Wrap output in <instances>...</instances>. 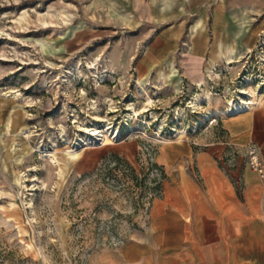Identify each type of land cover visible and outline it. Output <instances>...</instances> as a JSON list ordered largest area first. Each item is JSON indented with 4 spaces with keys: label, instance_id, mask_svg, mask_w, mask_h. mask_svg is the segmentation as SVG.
I'll use <instances>...</instances> for the list:
<instances>
[{
    "label": "rangeland",
    "instance_id": "obj_1",
    "mask_svg": "<svg viewBox=\"0 0 264 264\" xmlns=\"http://www.w3.org/2000/svg\"><path fill=\"white\" fill-rule=\"evenodd\" d=\"M200 1L164 0L160 12L167 15L161 19L159 0H0V95L11 90L33 102L24 107L25 113L17 110L13 129L8 131L7 110L15 100L9 97L5 107L0 99V264H121L120 251L131 240V231L144 225L151 201L167 194L176 180L181 186L190 185L189 181L204 186L203 177L213 168L226 170L237 160L245 166L246 147L242 151L226 144L227 116H214L192 132L200 114L191 113L190 106L197 93L207 95L215 106H224L239 98L238 89L243 86L250 92L252 112L260 111L256 109L264 104V87L258 92L264 73V24L254 45L240 57L185 78L179 87H163L152 82L150 75L143 76L140 80L152 96L147 122L126 117L124 101L136 100L137 109L146 102L137 93L139 57L160 40L159 35L174 37V31L166 34L161 29L182 13L191 17ZM48 4L75 12L71 26L77 29L67 40L62 36L70 33L68 26L38 29L31 22L15 21L22 10L34 18V10ZM189 38L186 31L180 39L178 61L189 58L185 49ZM44 39L50 43L43 48L38 41ZM76 58L97 62L102 72L91 76L83 67L80 75L73 68ZM63 66L74 71L68 109L76 110L85 122L96 111L92 106L98 105L106 117L109 103L105 98L111 96L118 111L111 112L107 121L122 126L117 140L110 139L107 145L97 140L88 146L78 142L80 151L76 152L68 147L69 140L61 139L60 124L65 125L70 140L76 134L71 113L60 111L65 99L62 94L56 97L51 86ZM19 124L30 130V150L17 161ZM183 130L186 134L179 135ZM181 137L177 143L175 139ZM199 141L205 152L213 143L225 144L229 152L190 155L188 148L195 150L194 143ZM38 145L56 148L61 172L58 165L40 159ZM159 155L164 164L158 162ZM33 164L37 170L28 176H39L37 183L27 180L24 186L16 174ZM155 165L162 167L164 179ZM30 198L32 208L25 204Z\"/></svg>",
    "mask_w": 264,
    "mask_h": 264
},
{
    "label": "crops",
    "instance_id": "obj_2",
    "mask_svg": "<svg viewBox=\"0 0 264 264\" xmlns=\"http://www.w3.org/2000/svg\"><path fill=\"white\" fill-rule=\"evenodd\" d=\"M158 15L162 19L167 14ZM263 24L264 0H201L191 17L182 13L161 29L175 36L159 35L152 43L150 57L142 63L143 76L163 87H179L185 78L240 57L254 45ZM186 31L191 33L185 47L189 58L178 61L176 51ZM263 109L227 116L225 123L226 144L243 151L254 143L264 164ZM194 144L195 150L188 149L195 157L229 152L223 143L211 144L206 152L203 142ZM158 159L164 164L160 155ZM229 165L209 170L204 186L192 181L181 186L176 180L167 194L153 199L144 225L131 231V240L120 251L121 264H264V178L241 160Z\"/></svg>",
    "mask_w": 264,
    "mask_h": 264
},
{
    "label": "bare ground",
    "instance_id": "obj_3",
    "mask_svg": "<svg viewBox=\"0 0 264 264\" xmlns=\"http://www.w3.org/2000/svg\"><path fill=\"white\" fill-rule=\"evenodd\" d=\"M162 4H163V1H162ZM159 10H160V8H159ZM34 11H35V17L34 18L33 17L32 18H28L27 16L29 14H28L27 10H22V12H20L19 16L15 19V21H17V22H25V23H28V24H30V22H31L38 29H45V28H50V27L63 28V27L68 26L70 33L68 35H65V36L63 35L62 36L63 38H66V40L73 33H75V29H77V26H71L72 20L74 18V14H75V12H73L72 9H68V8H65V7H55V6H52V5L48 4L47 6H45L40 11H38V10H34ZM84 25H81V26H84ZM194 27H196V26H194ZM26 28H27V26H26ZM7 34H9V33H7ZM38 42L40 43V45L43 48L48 43H50L46 39L39 40ZM5 46H7V44ZM63 47H65V45L62 46L61 49H63ZM150 48L151 47L148 46L146 48V51H145L144 55L139 57L138 62H137L138 75L135 78L138 87H140V89L138 90L137 93L140 94L141 98L145 99L146 102H145L144 105H142V108H140V109L138 108L137 109L135 107V104H136L135 101L136 100L134 101V100L130 99V100L124 101V104L126 106L125 109L128 110L127 114H126V117H128L129 120H133V121L141 120V121L147 122L146 112L149 110L148 106L151 105L152 96L150 95V92H148L149 90H147L144 87V82L145 81L142 82L143 80H140V79L144 75L143 72H142V63L145 61V58H149L150 57ZM7 60H10V59H7ZM96 63L97 62L92 61V60L84 62V61H82V59L76 58V59H74V62H73V68H75L78 71V73L80 75H82V73H81L82 68L85 67V68H87V69H89L91 71V76H93V75L96 76L95 73H94L95 71L97 73L98 72H102L101 70H99L98 65L96 66ZM63 67H64L62 69L63 73L59 74L57 77H55L51 81L52 82L51 86H53V90L55 91L54 94H55L56 97H58L59 95L62 94V99L67 100V98H69V96H70L69 95V89H71V87H72L71 76L74 75V71L72 69L68 68V67L67 68L65 66H63ZM57 73H59V72H57ZM260 76L263 78V81L262 82L260 81L261 83H259L258 92L263 90V87H264V73H261ZM87 77H88V75H85V78H87ZM121 82H122V80L119 79L118 83H121ZM80 92L83 95L86 94V91L84 89H81ZM241 93L245 94V95H248V97L247 98L243 97ZM3 94H5V96L1 97V95H0V99L4 100L5 107H6V103H7V100H8L9 97L12 100H15V103L11 106V108H9L7 110V117H6V120H5V126H6L7 130L10 131L11 129H13L12 128V124L14 122L13 119H14V117L15 118L17 117L16 116L17 115V110L20 109V110L23 111V113H25L24 107L25 106H32L33 102H32V100H28L27 98H25L26 96L23 97V95L20 92H13L12 93L11 90H6V91L3 92ZM257 95H260V94L257 93ZM134 96L136 98H140V96H136V95H134ZM110 97L105 98L106 102L109 103V110H107V111L105 110L106 111L105 112L106 115H104V116H106V117H103V115L100 114V108L98 107V105H93L92 108L96 109V111L94 112V115L92 117H90L89 119H86L85 122L79 120V117L75 114L77 112L76 110H69L68 109V100L66 102L64 100L63 105H62V109H60V111L61 112L62 111H66L67 113H71L70 118H71L72 123L76 127V134H75V138L70 140L69 137L66 135V127H65V125L64 124H60L59 125L60 137L65 143H67V141L69 140V143H71V145L68 146V147L69 148L71 147V149L73 151H76V152L80 151V149L77 147L78 146V142H83L84 143L83 145L88 146L90 143H95L97 140H102L101 144L102 145H107L109 143L110 139H114V140L118 139V137L120 136L121 130H122V126L120 125V123L119 124L115 123V122L111 123V122L107 121L109 119V114L111 112L118 111L117 105L115 104L114 100H112ZM238 97L239 98L237 100L231 99L230 103L229 104H225L224 106H215V105L212 104L211 100L209 99V97L207 95L201 94V93H197L196 96H195V99L191 101L192 104H191L190 108H193V109H191L190 112L191 113H198V114H200V117H199L198 122L192 124V126H191L192 127V132H196L198 130L199 124H203V125L206 124V121H210L214 116L235 117V116H239V115H243V114L249 113L250 111H252L254 109V107L251 106L253 102H252V100L250 98V92L247 90L246 87H243V86L239 87V89H238ZM202 103L206 105L205 109L202 108V106H203V105H201ZM263 107H264V104H261L259 109H263ZM197 109H198V111H197ZM152 114H153V112H152ZM139 117H141V118H139ZM18 126H19V130H18V134H17V137L15 138V140L18 143H20L21 147L19 149V155L16 156V160L20 161V157H21L22 153L24 151H26V150H30V146H29L28 141H27L28 137L30 136L29 133H28L30 130L27 129V128H24L20 124ZM178 133H180L179 135L186 134V130L185 131L183 130V132L180 131ZM13 150H14V148H13ZM38 151L40 152L39 155H40V159L41 160H43L45 162H48L52 166H55V164L58 165V170H59V172H61V167L59 166V159L57 158V156L55 154L56 148L51 150V149H47V148H41L40 145H38ZM36 166L37 165H34V164L33 165H29L28 167H26V169H24V171L19 172L18 174H16V178H18V177L20 179L23 178V184H24V181L30 180L33 183V185H35V182L37 183V179H38L39 176L37 177V176H35L36 175L35 174V175H33L32 178H29L28 175H29V171L37 170ZM39 181H40V179H39ZM24 186H27V185L24 184ZM29 190H33V187L30 188ZM25 204H26V206L28 208H32L33 207L31 198L28 201H26Z\"/></svg>",
    "mask_w": 264,
    "mask_h": 264
},
{
    "label": "built area",
    "instance_id": "obj_4",
    "mask_svg": "<svg viewBox=\"0 0 264 264\" xmlns=\"http://www.w3.org/2000/svg\"><path fill=\"white\" fill-rule=\"evenodd\" d=\"M245 147V158L247 166L251 170L256 172L260 178H264V164L258 147L253 143H247Z\"/></svg>",
    "mask_w": 264,
    "mask_h": 264
},
{
    "label": "trees",
    "instance_id": "obj_5",
    "mask_svg": "<svg viewBox=\"0 0 264 264\" xmlns=\"http://www.w3.org/2000/svg\"><path fill=\"white\" fill-rule=\"evenodd\" d=\"M155 166H157V165H155ZM159 169H160V175H161V177L164 179L165 178V174H164V171H163V169H162V167L159 165V166H157ZM131 171L133 172V169L131 168ZM132 174V173H131ZM133 177H134V175H133ZM161 184L159 183V186H160Z\"/></svg>",
    "mask_w": 264,
    "mask_h": 264
}]
</instances>
